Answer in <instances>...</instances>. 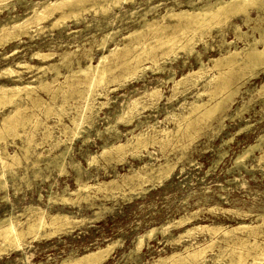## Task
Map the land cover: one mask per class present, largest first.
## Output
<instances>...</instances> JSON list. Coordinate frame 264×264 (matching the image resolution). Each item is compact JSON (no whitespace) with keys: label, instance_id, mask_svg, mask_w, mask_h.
Listing matches in <instances>:
<instances>
[{"label":"rangeland","instance_id":"374dc122","mask_svg":"<svg viewBox=\"0 0 264 264\" xmlns=\"http://www.w3.org/2000/svg\"><path fill=\"white\" fill-rule=\"evenodd\" d=\"M39 1L53 2L56 0H6L3 3L0 2V24L2 22L12 24L15 21H22L31 15L32 9L29 5L31 6ZM112 1L83 0L81 7L78 4L77 9L79 11L78 15L74 16L75 18L72 16L60 20L61 22L57 23L59 27L57 24L52 27L50 24L61 13V10L57 9L55 11L58 13L54 11L51 16L44 21L42 20L39 26L32 22L20 32L15 31L14 34L16 35L12 36V39H7L5 42L0 41V70L11 64L10 66L20 73V80L16 81L7 75H0V85L5 84V86L11 87L14 83L30 82L31 85L36 86L41 81L53 82L56 79L58 83L63 82L69 69H76L80 64L81 66L97 64L102 55H108L109 50L115 49V53H117L123 48L122 46L128 43V40L131 43L137 42V37L129 36L128 32L135 31L137 28V30L142 29L146 22H152L157 27L155 30L158 33L155 30H153L155 33L144 31L143 34L145 35L139 36L138 40L144 41L147 39L144 42L152 43L154 36L169 35L172 31L174 33L170 35H174L185 26L183 24L185 22L184 18L179 17L180 21L178 16H175L176 19H173L170 10L173 13L180 10L197 12L198 6L201 7L206 2L214 6L216 2V0L215 2L214 0ZM75 4L74 2L70 5L71 7H77V4L76 6ZM70 5L63 7L64 10L69 11L71 9ZM242 15L244 14H231L230 18L228 17L227 20L221 22L223 24L214 23L203 29L204 31H189L185 33V36L179 35V45L177 43L172 52H163L162 48H159L155 51L158 52V54L155 53V55H158L154 58L156 61L152 62L153 59L149 60L148 58L147 60V58H144L143 62H140L138 70L133 74L125 73L120 65L122 61L128 59L126 56H109L110 59H107L108 66L112 70L108 73V78L114 76L115 81L113 80L98 89L96 99L91 102L93 105L91 109L93 110L90 109V114H87L90 117L88 116L89 119L87 118L79 124L81 130H76L77 133L72 119L76 120L78 118V113L84 104V100L78 92L65 97H62L59 93L52 98L48 92L37 88V94L53 108L61 104V99L64 98L65 102L62 105V112L64 113L61 112L60 117L54 114L53 109L45 112L41 108V111L40 104L38 102L35 104L30 99L16 97L12 100L17 103L21 100L20 106L17 104L19 107L22 105L18 116H28V119L24 125H17L18 136L14 132L5 129L6 132L0 137V151L5 150L10 155L15 154V157L18 158L16 161H19V164L14 161L12 163L13 167L10 165L8 168L3 167L0 161L1 178L5 185H0V219L14 216L13 219L18 229L26 228L28 220L31 219L30 211L35 207L47 210L52 215L57 214V212L66 214L70 218L65 225L63 224L65 223L64 220L58 219L53 225L42 228L38 232V236L35 235L36 237L33 234H26L24 238H21L19 248H14L10 244L7 245L9 242L6 243L7 241L4 240V242L0 238V264H60L63 259L73 258L112 242L116 246L113 247L102 264H151L154 261H159L157 259L161 256L164 262L159 261V264H213V261L216 264H222L227 259L229 251L232 249L231 246L237 250L243 249V251L249 252L246 253L249 256L246 255L245 262L242 264H264V259H262L264 253L259 250V247L264 246V218H262L264 217V88L261 87L264 84V65L255 68L254 71L247 69L248 72L235 66L236 72L233 70L228 73L231 77L229 89L238 88L237 93L233 95L234 97L231 96L230 100L228 99L227 105L219 109L213 118L202 121L193 119L196 115L192 114L190 117L187 113L192 102H204L205 106L214 103L213 99L209 100L208 94L209 91L211 92L214 82L212 81L211 85L205 83L209 77L214 74L217 75L219 69L223 68L224 71L225 67L218 66L217 68L211 63L213 65L211 68L210 59L212 62L213 58L224 56L229 50L233 51L235 48L238 51L243 48L247 49L250 47L249 44L253 43V39L259 38L258 32L264 29V8L250 5L248 7V17L251 20L248 24L243 21L245 15L244 17ZM161 16H163L162 19ZM177 22H180V24ZM218 24L219 26H217ZM235 25L239 26V31L233 29ZM164 27V32L159 31ZM23 31L27 32V35ZM18 32L19 36H17ZM107 32L111 35L106 38L107 42L101 48L98 44ZM160 32L161 35H159ZM239 33H243V35ZM149 34L151 39L147 37ZM144 36L145 38H143ZM96 40H99V42ZM186 42L190 46L193 45L191 48L193 51H187V48L184 47ZM256 46L260 48L261 44L256 43ZM88 47H92L88 52V56L91 55V60L88 59L86 53ZM36 51L39 54L45 52L49 54L50 52L52 55L42 58L40 56L35 57L32 54ZM71 51H73V54L69 55L68 52ZM64 53H66V56ZM17 61L19 64L21 63V66L16 64ZM222 62H224V59ZM24 63H28L33 67H27L29 69H26ZM52 63L59 69L57 76H55V70L51 69L50 65ZM201 64L204 67L207 64L206 68L203 67L204 70L207 69L206 71L202 69V73L198 75H189L190 78L186 79L188 84L174 85V82L181 77L197 72ZM142 67L147 69L143 70ZM135 76L137 79L132 78ZM155 88L161 96L158 99H150L147 93ZM80 89H82V86ZM4 98L5 100H3ZM0 100L1 119L4 113L13 109L15 103L9 102L6 97H0ZM132 100H139L138 111L131 118V121L120 120L119 116L122 115L123 108L127 106L125 104H129ZM119 112L122 113L119 114ZM29 113H31V117ZM186 115L189 116L188 119ZM35 118L39 121L37 125H33L32 120H36ZM189 118L197 120L193 121L196 126L191 124L192 126L188 128L193 134L188 132L189 130L185 129L184 126L190 121ZM43 127L47 128L48 133L45 132L46 130ZM183 130H187V132ZM28 131H31L33 136ZM139 133L145 141V146L134 143L133 136ZM32 138L33 140H31ZM125 141L128 144L119 154L118 151L111 149V146L125 143ZM28 142H30V145ZM150 142L153 143L150 144ZM23 146L27 148H22ZM103 148H107V154L102 155ZM61 151L66 152L63 156V163L59 159ZM243 151L248 153L236 161V157L242 155ZM25 152H27L26 156ZM90 157H93L91 162H89ZM3 160L9 163L12 161L6 157ZM58 162H61V167ZM166 166L173 167H170L168 174L158 173V169ZM135 173L142 178L144 177V179L134 176ZM22 180L24 183H22ZM78 180L80 184L86 183L89 189H82V185L79 184ZM70 192L74 193L71 194ZM85 194L87 197H85ZM60 196L61 198H59ZM27 212L29 215H27ZM48 219L46 215L45 220ZM21 221L22 224L19 223ZM242 224L253 228L252 235L249 228L235 231L229 237L223 236L220 231L214 235L209 232V234L211 233L210 236L203 229L202 231L195 229L196 231L194 230L193 234L188 233L190 237L183 232L187 228L200 225L219 226L224 229ZM163 225L168 226V228L164 232L159 229L150 235H145L142 238L143 242L141 241L140 249L137 251L138 236L153 227L160 228ZM258 231L259 233H257ZM49 232L50 234H48ZM176 236H179L180 239ZM242 237L246 239V244H242L240 247L237 243L239 239H243ZM28 239L30 240L28 241ZM234 239L235 241H233ZM209 241L210 245L208 244ZM230 241L233 242V245ZM234 242L236 246H234ZM254 242L259 247L251 244ZM188 243L192 247H188ZM184 245L190 251L205 246V260L202 261L203 263L200 259L191 260L192 262H190V260L176 261L168 258L167 255L171 256V254L175 255L176 253L186 255ZM210 246H213L212 249ZM227 246H230V249ZM223 247L224 250L221 249ZM257 251L260 253L255 256L254 253H257ZM220 253L223 254V257ZM164 256H167V258ZM252 256L256 258V261ZM188 261L189 263H186Z\"/></svg>","mask_w":264,"mask_h":264},{"label":"bare ground","instance_id":"6f19581e","mask_svg":"<svg viewBox=\"0 0 264 264\" xmlns=\"http://www.w3.org/2000/svg\"><path fill=\"white\" fill-rule=\"evenodd\" d=\"M6 0H0V2H5ZM20 1H22V0H20ZM45 1V0H44ZM82 1L83 0H56V1H50V2H37V3H33L31 6L29 5V7L32 9V11H31V15L30 16H25L26 18L25 19H23L22 21H13L14 23H12V24H9L8 22H2V24H0V41L2 42V41H6L7 39H10L12 36H15L16 34H14L15 33V31H21L23 28H25L26 26H28L30 23H35V25H37V26H39V24H40V22L43 20H45L46 18H48L49 16H51L53 13H54V11L55 10H57V9H60L61 10V13H59V16H58V14H56L58 17L56 18V17H54V18H56L50 25L53 27L54 25L56 26V24L61 20H64V19H67L68 17L70 18V17H74V16H76V15H78V11H79V9H77L78 8V4H79V6L81 5V3H82ZM114 1V0H113ZM112 1V2H113ZM120 1V0H119ZM32 2V1H31ZM76 3L77 4V7H71V5L70 4H72V3ZM118 2V1H117ZM133 2V1H132ZM214 2H215V0H214ZM218 2V3H217ZM1 3V4H2ZM8 3H10V2H8ZM217 3V4H216ZM76 4H75V6H76ZM115 4V3H114ZM3 5V4H2ZM1 5V6H2ZM68 5H70V7H71V9H69V11H67V10H64V8L63 7H65V6H68ZM98 5V4H97ZM104 5V4H103ZM250 5H255V6H257V7H263L264 8V0H228V1H225V0H219V1H217L216 0V2H215V5L213 6V4H210L209 2H206V4H204L203 6L201 5V7H199L198 6V11L197 12H194V11H191V12H189V11H186V10H180V11H178V12H174L173 13V11H171L170 9V12H172L171 14L173 15V19L175 18L176 19V17L175 16H178V19H180L179 17H183L184 18V23L183 24H185V26L184 27H182L180 30L178 29V27H177V29L179 30L176 34H174V35H170L171 33H174L173 31L170 33V31H169V35H161V32L159 33V35H161V36H154V40H153V42L151 43V42H149V43H147V42H144V41H146V40H142V41H140V40H138L139 39V36L141 37V35L143 34V32L144 31H152L153 32V30H155L157 27H155L154 26V24L152 23V22H150V23H148V22H146L145 23V25H144V23H143V27H142V29H140V30H135V31H130V32H128L129 33V36H133V37H137V42H129V40H128V43L127 44H123L124 46H122L123 48H121L120 49V51L118 52L117 51V53H115V49H113V50H109V53H108V55H102L100 58H99V60H98V62H97V64H94V65H92V64H85V66H81V64L80 65H78L77 67H76V69L74 70V69H72L70 66V68L71 69H67L68 70V74L67 75H65V79L63 80V82H57V79L56 80H54L53 82H49V81H41L38 85H31L30 84V82H18V83H12L13 85L11 86V87H7V86H5V84H1L0 85V97H6L7 99H9V102H11V103H15V105L13 106V109L12 110H9L7 113H4L3 114V116H2V118L0 119V137H1V135L4 133V132H6V131H4L5 129L6 130H10L11 132H14V134L15 135H17L18 134V132L17 131H19V130H17L16 131V127H17V125H19V124H22V125H24V123L26 122V120L28 119V116H24V115H22L23 117H19L18 116V114H19V112H20V108L22 107V105H21V107H19L20 106V104L19 103H21V100H20V102L18 101V103L17 102H14V101H12L14 98H16V97H19V99H24V98H26V99H30L32 102H35V104H36V102H38L39 104V106H40V109L41 108H43V111H45V112H49V111H51V109H53L54 110V114L56 115V116H59L60 114H61V112L63 111V103L65 102V100H64V98L63 99H61L62 100V102H61V104H59V105H57V106H55L54 108H53V106L52 105H50L49 103H46V102H44V100H42L41 99V97L37 94V92H36V90H37V88H39V89H41V90H45L46 92H48V94H49V96L50 97H56L59 93L62 95V97H65V96H71L72 95V93H74V94H76V92H78L79 94H80V96H82V98H83V100H84V104H83V106H82V108H81V110L79 111V113H78V118H76V120H73L72 119V121H73V123H74V125H75V131L77 130H79L80 128H81V126L79 125V124H81V123H83L85 120H87V118H88V116L89 115H87V114H90L89 113V110L92 108V101L94 100V99H96L95 98V96L98 94L97 93V91H98V89L99 88H102L103 86H105L107 83H109V82H112L113 80H114V76L113 77H111V78H108V73L109 72H111V67L110 66H108V61H107V59H110V58H108L109 56H113V57H117V56H120V57H123V56H126V58H128L126 61H122L121 63H120V65L123 67V70H124V72L125 73H127V74H133V73H135V71L136 70H138V68L140 67V62H143L142 60L144 59V58H147V60H148V58H149V60L150 59H153V61L152 62H154V61H156V60H154V58L155 57H157L158 55H155V51L156 50H158L159 48H162V51L163 52H169V51H171L172 52V50L174 49V47L175 46H177V43H178V36L179 35H183V36H185V33H187V32H189V31H192V32H197V31H202L203 29H205V28H208L210 25H212V24H214V23H221V22H223V21H225V20H227V18L231 15V14H233V15H236V14H239V13H243L244 15H245V19L243 20L245 23H247L248 24V22L251 20V18L250 17H248V7L250 6ZM81 7V6H80ZM89 7V6H88ZM141 7V6H140ZM171 7V6H170ZM103 8H104V6H103ZM108 8V7H107ZM106 8V9H107ZM254 8H256V7H254ZM3 9V8H2ZM26 9H28V8H26ZM30 9V10H31ZM66 9V8H65ZM197 9V8H196ZM62 10H64V11H62ZM81 10H83V9H81ZM107 10H109V9H107ZM106 10V11H107ZM59 11V10H58ZM104 11V10H103ZM102 11V12H103ZM1 12V11H0ZM55 12H57V11H55ZM28 13V12H27ZM26 13V14H27ZM58 13V12H57ZM82 13V12H81ZM80 13V14H81ZM88 13V12H87ZM28 15V14H27ZM165 15H166V13H165ZM169 15H170V13L168 14V18H169ZM244 15H242L243 17H244ZM23 16V17H24ZM160 16V15H159ZM22 17V16H21ZM20 17V18H21ZM162 17L163 16H161V19H162ZM166 17V16H165ZM171 17V16H170ZM11 18V17H10ZM75 18V17H74ZM230 18V17H229ZM152 19V18H151ZM156 19H157V17H156ZM167 19V18H166ZM75 20H77V19H75ZM127 20V19H126ZM155 20V19H154ZM6 21V20H5ZM9 21H11V20H9ZM60 21V22H61ZM144 21V20H143ZM159 21H161V20H159ZM165 21V20H164ZM167 21V20H166ZM180 21H181V19H180ZM168 22V21H167ZM175 22V21H174ZM253 22V21H252ZM3 23H8V24H3ZM50 23V22H49ZM113 23V22H112ZM177 23H179L180 24V22H177ZM226 23V22H225ZM60 24H62V23H60ZM63 24H65V23H63ZM172 24H174V23H172ZM221 24H223V23H221ZM175 25H176V23H175ZM57 26H58V24H57ZM165 26V25H164ZM217 26H219V24L217 25ZM221 26V25H220ZM46 27H48V26H46ZM51 27V28H52ZM59 27V26H58ZM161 27V26H160ZM176 27V26H175ZM37 28V27H36ZM40 28V27H39ZM235 28V30H237L238 29V31H239V26L238 25H235L234 27H233V29ZM167 29V28H166ZM171 29H174V28H171ZM212 29V28H211ZM210 29V30H211ZM221 29V28H220ZM36 30H38V29H36ZM59 30V29H58ZM117 30V29H116ZM134 30V29H133ZM164 30H165V27H164V29L162 28V30H159V31H162V32H164ZM175 30V29H174ZM157 33H158V31L157 30H155ZM204 31V30H203ZM206 31V30H205ZM19 32H18V35L17 36H19ZM24 32V31H23ZM206 32H208V31H206ZM25 33V32H24ZM27 33V32H26ZM25 33V34H26ZM145 33V32H144ZM151 33V32H150ZM153 33H155V32H153ZM225 33V32H224ZM259 33V38L257 37L256 39H253L252 41H253V43L252 44H249L250 45V47L249 48H247V49H245V48H243V49H241V51H238V50H236V48L233 50V51H228L227 53H226V55H224V56H220V57H218V58H213V61L211 62V59H210V64L211 63H213V65L214 66H217V68H218V66L219 67H221V66H224L225 67V72L222 70V69H219V71L217 72V75H213V76H211V77H209V79L206 81V85H211V82L213 81L214 82V86H212V88H211V92L209 91V90H206V91H209V100H214V103H212V104H210L209 106H205V104H204V102H202V103H199V102H190L191 104L189 105L190 106V108H189V111H187V113L190 115V117H191V115L192 114H194V115H196V117L195 116H193V117H195V118H193V119H197V120H208L209 118H213L214 117V115H215V113L219 110V109H221V108H223V106L224 105H227V101H228V99L230 100V98H231V96H233L235 93H237V89L238 88H236V89H234L233 90V88L232 89H229V87L231 86L230 84H231V77L229 76L230 74H228V73H230L231 71H233V70H235L234 69V67L236 66V67H238V69H241V70H246L247 72H248V70L247 69H251V70H253L254 71V69L255 68H257V67H259V66H262V65H264V29H262L260 32H258ZM115 34V33H114ZM166 34V33H165ZM205 34V33H204ZM232 34V33H231ZM239 34H241V35H243V33H239ZM27 35V34H26ZM111 35V33H108L107 32V34H105L104 36H103V38H102V41L98 44L99 45V47H104L105 46V44H106V42H107V40H106V38H108L109 36ZM143 35H145V34H143ZM152 35H154V34H152ZM158 35V34H157ZM202 35H203V33H202ZM206 35V34H205ZM38 36V35H37ZM113 36V35H112ZM127 36V35H126ZM125 36V37H126ZM238 36V35H237ZM240 36V35H239ZM124 37V36H123ZM147 37H151L150 36V34H149V36L147 35ZM14 38V37H13ZM33 38V37H32ZM97 38V37H96ZM111 38V37H110ZM130 38V37H129ZM143 38H145V36L143 37ZM148 38V39H149ZM153 38V37H152ZM211 38V37H210ZM12 39V38H11ZM114 39V38H113ZM125 39V38H124ZM123 39V40H124ZM151 39V38H150ZM185 39V38H184ZM183 39V40H184ZM202 39V38H201ZM95 40V39H94ZM109 40H111V39H109ZM125 40H127V39H125ZM132 40V39H131ZM133 40H135L134 38H133ZM132 40V41H133ZM187 40H189V39H187ZM194 40V39H193ZM96 41H98L99 42V40H96ZM95 41V42H96ZM136 41V40H135ZM149 41H151V40H149ZM239 41V40H238ZM247 41V40H246ZM0 42V43H1ZM94 42V41H93ZM188 42V41H187ZM186 42V44L184 45V47H186L187 48V51L188 50H192L191 48H192V46L193 45H189L188 43ZM204 42V41H203ZM126 43V42H125ZM247 43V42H246ZM256 43H260L261 44V47L259 48V47H257L256 46ZM62 44V43H61ZM90 44V43H89ZM192 44H195V43H192ZM222 44V43H221ZM93 45V44H92ZM178 45H179V43H178ZM115 46V45H114ZM242 46V45H241ZM246 47V46H245ZM21 48V47H20ZM83 48H85L84 46H83ZM92 47H88V49L86 50V53H87V56H88V52L90 51V49H91ZM97 48V47H96ZM185 48V49H186ZM182 49V48H181ZM180 49V50H181ZM211 49V48H210ZM37 50V49H36ZM116 50H118L117 48H116ZM196 50V49H195ZM161 51V52H162ZM178 51V50H177ZM187 51H185V52H187ZM193 51V50H192ZM53 52V51H52ZM66 52V51H65ZM170 52V53H171ZM189 52V51H188ZM46 53V52H45ZM45 53H40L39 54V52H35V53H33L32 55L33 56H37V57H47V56H50V52H49V54H45ZM86 53H84V54H86ZM169 53V54H170ZM196 53V52H195ZM65 54V56H66V53H64ZM68 54L70 55V54H73V51H71V52H68ZM156 54H158V52L156 53ZM159 54H160V52H159ZM164 54V53H163ZM167 54V53H166ZM190 54H191V52H190ZM200 54V53H199ZM4 55V54H3ZM52 55V54H51ZM69 55H67V56H69ZM128 55H130L129 57H128ZM155 55V56H154ZM174 55H175V53H174ZM173 54H172V56H174ZM60 56H63V55H60ZM91 56V55H90ZM90 56H88V59L89 60H91L92 58L90 57ZM160 56V55H159ZM58 57V56H57ZM177 57V56H176ZM199 57V56H198ZM112 58V57H111ZM167 58V57H166ZM64 59V58H63ZM157 59V58H156ZM224 59V62H222V60ZM209 60V59H208ZM68 61V60H67ZM145 61V60H144ZM163 61V60H162ZM69 62V61H68ZM90 62V61H89ZM88 62V63H89ZM151 62V61H150ZM200 62H201V60H200ZM205 62V61H204ZM209 62V61H208ZM119 63V62H118ZM159 63V62H158ZM17 65H20L21 66V63L19 64L18 63V61H17V63H16ZM25 65H22V66H25V68L26 69H29V68H27V67H33L32 65H29L28 63H24ZM209 64V65H210ZM11 65V64H10ZM6 66V67H4V68H2L1 70H0V75H2V76H5V75H7V76H9V77H11L14 81H16V80H20V73H18V71H16V70H14V68H12L11 66ZM84 65V64H83ZM119 65V64H118ZM204 65V64H203ZM207 65V64H206ZM206 65H205V67L204 66H202V64H201V66L198 68V71L197 72H193V73H189V74H187L186 76H183V77H181L178 81H176V82H174V85L176 84V86L178 85V84H181V83H187V81H186V79L189 77V75H198L199 73H202V69H203V67L204 68H206ZM212 64H211V68H212V66H213ZM51 66V69L52 70H55V76H57L58 74H59V69L56 67V65L55 64H51L50 65ZM160 67V66H159ZM144 67H142V69H143ZM149 68V67H148ZM157 68V67H156ZM264 68V67H263ZM25 69V70H26ZM39 69V68H38ZM120 69V68H119ZM147 68H144L143 70H146ZM216 69V68H215ZM142 70V71H143ZM151 70V69H150ZM174 70V69H173ZM204 70V69H203ZM207 70V69H206ZM206 70H204V71H206ZM208 70H210V69H208ZM217 70V69H216ZM262 70V69H261ZM191 71V70H190ZM245 71V72H246ZM119 72V71H118ZM123 72V73H124ZM153 72V71H152ZM235 72H236V70H235ZM234 72V73H235ZM244 72V73H245ZM53 73V72H52ZM206 73V72H205ZM245 74H247V73H245ZM184 75V74H183ZM237 75V74H236ZM243 75V74H242ZM142 75L140 74V77H141ZM202 76H205V75H202ZM247 76V75H246ZM233 77V76H232ZM248 77V76H247ZM53 78V77H52ZM51 78V79H52ZM132 78H136V76L135 77H132ZM190 78V77H189ZM206 78H207V76H206ZM137 79V78H136ZM170 80V79H169ZM173 80V79H172ZM192 80V79H191ZM194 80V79H193ZM198 80V79H197ZM115 81V80H114ZM186 81V82H185ZM189 81H190V79H189ZM243 81V80H242ZM57 82V83H56ZM119 82H120V80H119ZM264 82V81H263ZM117 83V82H116ZM172 84V83H171ZM188 84V83H187ZM192 84V83H191ZM235 84V83H234ZM182 85V84H181ZM183 85H185V84H183ZM189 85H190V83H189ZM205 85V86H206ZM230 85V86H229ZM82 86V89H80V87ZM236 86H237V84H236ZM188 87V86H187ZM202 87V86H201ZM207 87V86H206ZM262 88H264V84L261 86ZM176 88V87H175ZM172 90V89H171ZM240 90V89H239ZM177 91V90H176ZM205 91V92H206ZM262 92V91H261ZM146 93H147V91H146ZM180 93V92H179ZM160 93L158 92V90H157V88H155V89H153V90H151L150 92H148L147 93V96H149L150 97V99L151 98H159L160 96H161V94L159 95ZM184 94V93H183ZM259 94V93H258ZM78 95V94H77ZM200 95V94H199ZM205 95V94H204ZM217 95H220V96H218L217 97ZM79 96V95H78ZM170 96V95H169ZM168 96V97H169ZM110 97V96H109ZM141 97H142V95H141ZM167 97V98H168ZM234 97V96H233ZM2 99V98H1ZM49 99H51V98H49ZM67 99H69V98H67ZM139 99V98H138ZM148 99V98H147ZM171 99V98H170ZM216 99V100H215ZM3 100H5V98L3 99ZM183 100V99H182ZM1 101V100H0ZM46 101V100H45ZM191 101V100H190ZM29 102V101H28ZM50 102V101H49ZM55 102V101H54ZM146 102H147V100H146ZM149 102V101H148ZM231 102V101H230ZM7 104H8V102H6ZM94 103V102H93ZM143 103V102H142ZM5 104V103H4ZM17 104H19V106L17 105ZM80 104V103H79ZM97 104V103H96ZM152 104V103H151ZM54 105V104H53ZM67 105V104H66ZM74 105V104H73ZM124 105V104H123ZM127 105V106H126ZM176 105V104H175ZM187 105H188V103H187ZM4 106V105H3ZM31 106V105H30ZM125 106H126V108H123L124 109V111H123V113L122 112H119V114L120 113H122V115L120 114V116H119V119L120 120H123L124 119V121H125V119H126V122H129V121H131L132 119V117L134 116V114L138 111V106H140L139 105V100L137 101V100H132L129 104H125ZM150 106V105H149ZM1 107V106H0ZM36 107V106H35ZM176 107V106H175ZM11 108V107H10ZM80 108V107H79ZM98 108V107H97ZM147 108V107H146ZM182 108V107H181ZM30 109V108H29ZM185 109V108H184ZM31 110V109H30ZM29 110V111H30ZM71 110V109H70ZM93 109H91V111H92ZM34 111V110H33ZM41 111H42V109H41ZM67 111V110H66ZM95 111H97V110H95ZM141 111V110H140ZM98 112V111H97ZM171 112V111H170ZM31 113H33L32 112V110H31ZM31 113H29V115H30V117H31ZM62 113H64V112H62ZM68 113V112H67ZM92 113V112H91ZM40 114H43V113H40ZM97 114V113H96ZM118 114V115H119ZM174 115H175V112L173 113ZM221 114V113H220ZM49 115V114H48ZM62 115V114H61ZM184 115V114H183ZM36 116V115H35ZM180 116V115H179ZM178 116V117H179ZM187 116V119H188V115H186ZM34 117V116H33ZM60 117V116H59ZM90 117V116H89ZM183 118H185L186 119V117H184V116H182ZM226 117V116H225ZM46 118V117H45ZM72 118V117H71ZM70 118V119H71ZM168 118V117H167ZM224 118V117H223ZM29 119H31V118H29ZM36 119V118H35ZM51 119V118H50ZM89 119V118H88ZM177 119V118H176ZM179 119V118H178ZM181 119V118H180ZM184 119V120H185ZM170 120V119H169ZM183 120V121H184ZM189 122H187V124L186 125H184L185 126V129H187V130H189L188 132H191L190 131V129H188V128H190L194 123H193V121H197V120H191V118H189ZM34 123H33V122ZM31 121V123H33V125H37L38 123H39V121H38V119H36V120H32ZM69 121V120H68ZM71 121V120H70ZM69 121V122H70ZM89 121V120H88ZM117 121V120H116ZM167 121V120H166ZM181 121V120H180ZM204 121V122H205ZM29 122V121H28ZM57 122V121H56ZM114 122V121H113ZM120 122V121H119ZM201 122V121H200ZM60 123V122H59ZM72 123V122H71ZM210 123V122H209ZM219 123V122H218ZM61 124H63V123H61ZM60 124V125H61ZM175 124V123H174ZM177 124V123H176ZM192 124V125H191ZM197 124V123H196ZM244 124V123H243ZM29 125V124H28ZM31 125V124H30ZM32 125V127H34ZM46 125V124H45ZM56 125V124H55ZM135 125V124H134ZM141 125V124H140ZM195 125V124H194ZM213 125V124H212ZM49 126V125H48ZM63 126V125H62ZM112 126V125H111ZM110 126V127H111ZM153 126V125H152ZM196 126V125H195ZM28 127V126H27ZM47 127V126H46ZM194 127V126H193ZM29 128V127H28ZM36 128V127H35ZM44 128V127H43ZM59 128V127H58ZM63 128V127H62ZM68 128V127H67ZM159 128V127H158ZM178 128H180V127H178ZM31 129V128H30ZM45 129V128H44ZM43 129V130H44ZM47 129V128H46ZM45 129V130H46ZM170 129V128H169ZM184 129V128H183ZM22 130V129H21ZM24 130H26V129H24ZM33 130H35V129H33ZM70 130H72V129H70ZM74 130V129H73ZM81 130V129H80ZM161 130V129H160ZM173 130V129H172ZM187 130L185 131V130H183L184 132H187ZM196 130V129H195ZM194 130V131H195ZM32 131V130H31ZM31 131H28V132H30L31 133V135H32V132ZM48 130H46L45 132H47ZM77 131H76V133H77ZM199 131V130H198ZM22 132H23V130H22ZM62 132V131H61ZM106 132V131H105ZM143 132V131H142ZM161 132H163V131H161ZM167 132V131H166ZM175 132V131H174ZM176 132H178L177 130H176ZM196 132V131H195ZM25 134H26V132H24ZM48 133V132H47ZM50 133V132H49ZM138 133V132H137ZM192 134H193V132H191ZM7 134V133H6ZM13 134V136H15ZM24 134V135H25ZM29 134V133H28ZM141 133H139V134H137V135H135V136H133L134 137V143L135 144H138V145H143V146H145L144 144H145V141L142 139V137H141V135H140ZM145 134H147V133H145ZM144 134V135H145ZM172 134V133H171ZM176 134V133H175ZM19 135V134H18ZM17 135V136H18ZM21 135V134H20ZM22 135H23V133H22ZM45 135V134H44ZM49 135V134H48ZM161 135H162V133H161ZM184 135H185V133H184ZM183 135V136H184ZM33 136V135H32ZM32 136H30V137H32ZM63 136V135H62ZM192 136V135H191ZM12 137V136H11ZM16 137V136H15ZM29 137V136H28ZM52 137V136H51ZM152 137V136H151ZM178 137V136H177ZM177 137H176V139H177ZM190 137V136H189ZM24 138V137H23ZM27 138V137H26ZM149 138V137H148ZM153 138V137H152ZM40 139V138H39ZM65 139V138H64ZM63 139V140H64ZM190 139H191V137H190ZM256 139V138H255ZM31 140H33V138L31 139ZM55 140V139H54ZM130 140V139H129ZM151 140V139H150ZM158 140V139H157ZM163 140H165V139H163ZM13 141V140H12ZM29 141H30V139H29ZM36 141V140H35ZM128 141V140H127ZM162 141V140H161ZM189 141V140H188ZM191 141V140H190ZM24 142H25V140H24ZM31 142H34V141H31ZM159 142V141H158ZM166 142V141H165ZM170 142V141H169ZM2 143V142H1ZM27 143V142H26ZM29 143V145H30V142H28ZM38 143V142H37ZM47 143V142H46ZM60 143V142H59ZM153 143V142H152ZM151 142H150V144H152ZM167 143V142H166ZM174 143H175V141H174ZM185 143V142H184ZM183 143V144H184ZM22 144V143H21ZM34 144H36V143H34ZM41 144V143H40ZM56 144V143H55ZM65 144V143H64ZM127 144L128 143H126V141H125V143L123 142V143H118L117 145H113V146H111V149L112 150H115V151H118L117 153L119 154L120 152H122L123 150H124V148L127 146ZM130 144H132V143H130ZM160 144V143H159ZM170 144V143H169ZM190 144V143H189ZM26 145V144H25ZM137 145V146H138ZM147 145V144H146ZM18 146V145H17ZM27 146V145H26ZM165 146V145H164ZM170 146H172V145H170ZM175 146V145H174ZM180 146V145H179ZM187 146V145H186ZM25 146H23L22 148H24ZM29 147V146H28ZM136 147V146H135ZM176 147V146H175ZM25 148H27V147H25ZM43 148V147H42ZM48 148V147H47ZM58 148V147H57ZM65 148V147H64ZM143 148V147H142ZM160 148V147H159ZM165 148V147H164ZM171 148V147H170ZM21 149V148H20ZM49 149V148H48ZM68 149V148H67ZM66 149V150H67ZM166 149V148H165ZM26 150V149H25ZM160 150V149H159ZM179 150V149H178ZM145 151V150H144ZM248 151V150H247ZM247 151H243V153H242V155H239V156H237L235 159H236V161L237 160H239L240 158H242L244 155H246V153H248ZM107 152V148H103V151H102V155L105 153V154H107L106 153ZM109 152H112V151H109ZM134 152H135V150H134ZM27 152H25V156L27 155L26 154ZM37 153V152H36ZM60 153V152H59ZM66 152L64 151V152H62L61 151V155H60V161L62 162L63 160H64V158H63V156H64V154H65ZM99 153V152H98ZM24 154V153H23ZM32 155V154H31ZM124 155V154H123ZM135 155V154H134ZM138 155V154H137ZM148 155V154H147ZM238 155V154H237ZM250 155V154H249ZM261 155V154H260ZM24 156V155H23ZM42 156V155H41ZM150 156V155H149ZM10 158L12 161H11V163H9V162H7V161H5V160H3V158ZM17 157V156H16ZM15 157V154L14 155H10V154H8L5 150H3V151H0V161L2 162L1 163V165H3V167H9L10 165H12V163H14V161H16V159H18V158H16ZM117 157H118V155H117ZM235 157V156H234ZM260 157V156H259ZM27 158V157H26ZM47 158V157H46ZM245 158V157H244ZM20 159V158H19ZM51 159V158H50ZM54 159V158H53ZM58 160V159H57ZM57 160H55V161H57ZM93 160V157H90L89 158V162H91ZM96 160V159H95ZM116 160V159H115ZM121 160V159H120ZM235 161V160H234ZM242 161V160H241ZM17 162V161H16ZM35 162V161H34ZM38 162V161H37ZM44 162V161H43ZM46 162V161H45ZM61 162L59 163V166L61 167ZM94 162V161H93ZM109 162V161H108ZM170 162V161H169ZM18 164H19V161L17 162ZM17 163H15V164H17ZM51 163H53V162H51ZM63 163V162H62ZM234 163V162H233ZM56 164H57V162H56ZM92 164V163H91ZM144 164V163H143ZM168 164V163H167ZM243 164V163H242ZM25 165V164H24ZM76 165H78V164H76ZM169 165V164H168ZM38 166V165H37ZM144 166V165H143ZM11 167H13V165L11 166ZM77 167V166H76ZM79 167V166H78ZM104 167V166H103ZM131 167V166H130ZM171 167V166H170ZM170 167H168V166H166V167H164V168H160V169H158V173H161V174H164V173H166V174H168V172H169V170H170ZM250 167V166H249ZM257 167V166H256ZM260 167V166H259ZM2 168V167H1ZM7 168L5 169L6 171H7ZM19 168V167H18ZM132 168V167H131ZM171 168H173V167H171ZM237 168V167H236ZM244 168V167H243ZM4 169V168H3ZM46 169V168H45ZM233 169V168H232ZM10 170V169H9ZM38 171V170H37ZM77 171V170H76ZM152 171V170H151ZM234 171V170H233ZM62 172V171H61ZM132 172V171H131ZM25 173V172H24ZM34 173V172H33ZM22 174V173H21ZM65 174V173H64ZM144 174V173H143ZM154 174H156V173H154ZM251 174V173H250ZM127 175V174H126ZM5 176V175H4ZM3 176V177H4ZM134 176H139V177H141L140 175H137L136 173L134 174ZM134 176H132V177H134ZM2 172H0V185H3V186H5L4 185V182L2 181ZM40 177V176H39ZM76 177V176H75ZM123 177V176H122ZM146 177V176H145ZM8 178V177H7ZM34 178V177H33ZM142 178V177H141ZM123 179V178H122ZM139 179V178H138ZM142 179H144V177L142 178ZM150 179V178H149ZM73 180V179H72ZM87 180V179H86ZM23 181V180H22ZM79 181V180H78ZM114 181V180H113ZM85 182V181H84ZM22 183H24V181L22 182ZM82 183H83V181H82ZM108 183H110V182H108ZM124 183V182H123ZM18 184V183H17ZM79 184H80V181H79ZM93 184V183H92ZM241 184V183H240ZM12 185V184H11ZM80 185H82L81 186V188L82 189H84V190H86V189H89V186L88 185H86V183L84 184H80ZM77 187V186H76ZM104 187V186H103ZM132 187V186H131ZM139 187V186H138ZM141 187V186H140ZM12 188V187H11ZM100 188V187H99ZM150 188V187H149ZM64 189V188H63ZM66 189V188H65ZM80 189V188H79ZM82 189H81V191H82ZM97 189V188H96ZM101 189V188H100ZM114 189V188H113ZM128 189H131V188H128ZM15 190V189H14ZM112 190V189H111ZM115 190V189H114ZM206 190V189H205ZM14 192V191H13ZM78 192V191H77ZM86 192V191H85ZM109 192V191H108ZM71 193V192H70ZM74 192H72L71 194H73ZM101 193V192H100ZM126 193V192H125ZM61 194V193H60ZM77 194V193H76ZM104 194V193H103ZM75 195V194H74ZM80 195H81V193H80ZM84 195V194H83ZM82 195V196H83ZM50 196H51V194H50ZM66 196H68V195H66ZM89 196V195H88ZM97 196V195H96ZM108 196V195H107ZM117 196V195H116ZM37 197V196H36ZM74 197V196H73ZM85 197H87L86 196V194H85ZM7 198V197H6ZM53 198H54V196H53ZM52 198V199H53ZM56 198H58V197H56ZM59 198H61V196L59 197ZM70 198V197H69ZM75 198V197H74ZM84 198V197H83ZM99 198V197H98ZM101 198V197H100ZM50 199V198H49ZM67 199V198H66ZM78 199H79V197H78ZM77 199V200H78ZM48 200V199H47ZM57 200V199H56ZM53 202H54V200H52ZM58 201V200H57ZM57 201H55V202H57ZM61 201H63V200H61ZM65 201V200H64ZM69 201V200H68ZM60 202V201H59ZM68 203V202H67ZM29 205V204H28ZM73 205V204H72ZM107 206V205H106ZM99 207V206H98ZM30 208V207H29ZM232 210V209H231ZM94 211V210H93ZM103 211V210H102ZM19 212V211H18ZM29 212V211H28ZM27 212V213H28ZM95 212H96V210H95ZM243 212V211H242ZM19 214V213H18ZM25 214V213H24ZM234 214H235V212H234ZM13 215V214H12ZM17 215V214H16ZM27 215H29V213L27 214ZM46 215L48 216V220H45V217H46ZM259 215V214H258ZM30 216H31V219L30 220H28V222H27V226H26V223H25V226H26V228H21V229H18V227H17V224L15 223V220L13 219V217L12 216H9V217H6V218H4V219H0V238H2L1 240L2 241H7L6 243H8L7 245H12V246H14V248H19L20 246H21V238L23 237L24 238V236L27 234V235H29V234H33L34 236L35 235H37L38 234V232L42 229V228H45L46 226H51V225H53L58 219H60V220H64V222L65 223H63L64 225L66 224V222H68L69 221V218L70 217H68L66 214H60V213H58L57 212V214H49L48 212H47V210H44V209H40V208H38V207H35V208H32V210L30 211ZM182 216V215H181ZM236 216V215H235ZM246 216V215H245ZM17 217V216H16ZM28 217V216H27ZM240 217V216H239ZM256 217V216H255ZM188 218V217H187ZM262 218H264V217H262ZM83 219V218H82ZM180 219V218H179ZM182 219V218H181ZM186 219V218H185ZM190 219V218H189ZM188 220V219H187ZM27 221V220H26ZM82 221V220H81ZM183 221V220H182ZM18 222V221H17ZM25 222V221H24ZM180 222V221H179ZM19 223H23L22 221L21 222H19ZM172 223V222H171ZM183 223V222H182ZM261 223H263V222H261ZM60 224V223H59ZM68 224V223H67ZM178 224V223H177ZM257 224V223H256ZM19 225V224H18ZM165 225V224H164ZM161 226L160 228H158L157 226V228H152V229H150V230H147L144 234H142V235H139L138 236V243H137V246H136V248H137V251H139L138 249H140V246H141V241L143 242V240H142V238L145 236V235H150V234H152L154 231H156V230H159V229H161V231H163L164 232V230L166 229V228H168V226ZM214 225H216V224H214ZM60 226H63V225H60ZM171 226V225H170ZM222 226V225H221ZM19 228H20V226H19ZM250 229L251 230V235H252V232H254V230H253V228L251 227V226H247V225H244V224H242V225H239V226H235V227H232V228H224V229H221V227H219V226H209V225H204V226H194V227H192V228H187V229H185L183 232H185V233H187V235L189 236L190 234H188V233H192L195 229H200L201 231H202V229H203V231L204 230H206V232L208 233V235H210L211 233H213V235L215 234V233H217L218 231H220V233L223 235V236H227V237H229L231 234H233V232H235V231H240V230H244V229ZM260 228V227H259ZM59 229V228H58ZM58 229H57V231H58ZM73 229V228H72ZM257 229V228H256ZM49 230V229H48ZM60 230V229H59ZM67 230V229H66ZM69 230V229H68ZM253 230V231H252ZM196 231V230H195ZM53 232V231H52ZM54 232H56V230H54ZM63 232V231H62ZM183 232H182V234H183ZM209 232H211L210 234H209ZM257 233H259V231L257 232ZM48 234H50V232L48 233ZM181 234V235H182ZM193 234V233H192ZM247 234V233H246ZM249 234V233H248ZM255 234V233H254ZM261 234V233H260ZM42 235V234H41ZM184 235V234H183ZM257 235V234H256ZM38 236V235H37ZM211 236V235H210ZM222 236V237H223ZM36 237V236H35ZM176 237H178L179 238V236H176ZM181 237V236H180ZM190 237V236H189ZM239 237V236H238ZM182 238V237H181ZM224 238V237H223ZM243 239H237L239 242L237 243V245L238 246H240V245H244V244H246L245 242H246V239L244 238V237H242ZM33 239V238H32ZM171 239V238H170ZM177 239V238H176ZM180 239V238H179ZM209 239V238H208ZM220 239V238H219ZM227 239V238H226ZM229 239V238H228ZM236 239V238H235ZM235 239L233 240V241H235ZM30 239H28V241H29ZM173 240V239H172ZM214 240V239H213ZM255 240V239H254ZM4 241V242H5ZM115 241H117V240H115ZM123 241V240H122ZM169 241V240H168ZM176 241V240H175ZM179 241V240H178ZM210 241H212V240H210ZM210 241L208 242V244L210 243ZM223 241H225V240H223ZM227 241V240H226ZM253 241V240H252ZM214 242V241H213ZM231 242V244L233 243L232 241H230ZM177 243V242H176ZM216 243V242H215ZM229 243V242H228ZM235 243V242H234ZM258 243H259V241H258ZM195 244H197V243H195ZM217 244V243H216ZM251 244H253V245H255V246H257L258 244H256V242H254V243H251ZM3 245V244H2ZM6 245V246H7ZM188 245H189V243H188ZM210 245V244H209ZM212 245V244H211ZM233 245V244H232ZM253 245H252V248H253ZM264 245V244H263ZM11 246V247H12ZM114 246H116V244L114 243V242H112V243H109V244H106L105 246H103V247H97V248H95V249H93V250H89V251H87V252H85V253H83V254H81V255H78V256H74L73 258H70V259H63V261H61L60 262V264H102L103 263V261L107 258V256L109 255V253L111 252V250L113 249V247ZM146 246V245H145ZM200 246H202V245H200ZM223 246V245H222ZM234 246H236V243H235V245ZM249 246H250V243H249ZM3 247V246H2ZM4 247H5V244H4ZM184 247H185V245H184ZM184 247H183V249H184ZM188 247H192L191 246V244L188 246ZM188 247H185V249H186V255H180V254H177V257L173 254H171V256L170 255H167V256H169L168 258H171L172 260H176V261H187V260H190V262H192L191 260H198V259H200L201 260V263H203L202 261H204L205 260V256H204V251L206 250L205 248V246L203 247H197L196 249H192V251H190L189 250V248ZM212 247L213 246H210V248L212 249ZM217 247V246H216ZM224 247H225V245H224ZM224 247L223 248H221V249H223L224 250ZM227 247H229V249H230V246H227ZM241 247V246H240ZM244 247H246V246H244ZM243 247V248H244ZM258 247H259V245H258ZM257 247V248H258ZM207 248H209V247H207ZM231 250L229 251V254H228V257H227V259L225 260V261H223L222 262V264H242L243 262H245V257H246V255H248L249 256V254H246V253H249L248 251L247 252H245V251H243V249L241 250H237L236 248H233L232 246H231ZM260 248V249H259ZM258 249L260 250V251H262L261 253H264V246H261V247H259ZM13 249V248H12ZM220 249V248H219ZM220 249V250H221ZM236 249V250H235ZM257 249V250H258ZM225 250H226V248H225ZM227 251V250H226ZM135 252V251H134ZM222 252V251H221ZM2 253V252H1ZM214 253V252H213ZM254 253V252H253ZM258 253H260V252H258L257 251V253H254L255 254V256H256V254H258ZM218 254V253H217ZM216 254V255H217ZM221 254V257H223L222 255V253H220ZM250 254H252V253H250ZM254 254H252V255H254ZM260 255V254H259ZM261 255H263V254H261ZM137 256V255H136ZM167 256L165 257V258H167ZM226 256H227V254H226ZM225 256V257H226ZM247 256V257H248ZM162 257V256H161ZM158 258L157 260H159V261H162V259H163V257L162 258ZM253 258H254V256H252ZM261 257V256H260ZM212 258V257H211ZM219 258V257H218ZM258 258V257H257ZM156 259V258H155ZM161 259V260H160ZM215 259H216V256H215ZM256 258H254V260H255ZM260 259V258H259ZM262 259H264V256H263V258ZM62 260V259H61ZM164 260H166V259H164ZM218 260V259H217ZM217 260H216V262H217ZM251 260H252V258H251ZM159 261H154V262H152L151 264H159L160 262ZM256 261V260H255ZM264 261V260H263ZM162 262H164V261H162ZM161 262V263H162ZM174 262V261H173ZM169 263V262H168ZM186 263H189V261L188 262H186ZM252 263V262H251ZM254 263V262H253ZM184 264V263H183ZM194 264V263H193ZM210 264V263H209ZM213 264H216L214 261H213ZM250 264V263H249Z\"/></svg>","mask_w":264,"mask_h":264}]
</instances>
